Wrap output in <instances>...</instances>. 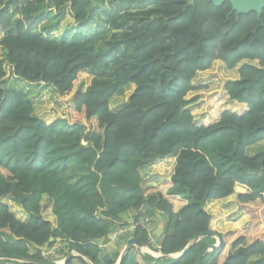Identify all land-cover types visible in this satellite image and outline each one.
I'll return each instance as SVG.
<instances>
[{
	"label": "trees",
	"instance_id": "obj_1",
	"mask_svg": "<svg viewBox=\"0 0 264 264\" xmlns=\"http://www.w3.org/2000/svg\"><path fill=\"white\" fill-rule=\"evenodd\" d=\"M148 3L109 15L123 33L116 55L102 59L99 37L79 39L92 0H0V257L47 264L37 263L47 260L41 250L55 248L63 259L71 254L64 264H117L130 237L147 245L143 221L158 213L165 258L132 245L119 264H196L216 238L199 264L206 254L209 264L264 260V151L247 154L264 141V9L236 19L229 1ZM66 8L74 31L47 37ZM216 60L239 65L238 77L210 103L212 121L197 123L202 110L188 95ZM9 72L51 86L65 98V118L36 114V100L5 86ZM126 88L124 105L112 110ZM69 166L75 183L60 178ZM229 197L224 205L242 214L225 221L228 208L207 205ZM123 213L136 225L102 251L98 241L128 225Z\"/></svg>",
	"mask_w": 264,
	"mask_h": 264
},
{
	"label": "rangeland",
	"instance_id": "obj_2",
	"mask_svg": "<svg viewBox=\"0 0 264 264\" xmlns=\"http://www.w3.org/2000/svg\"><path fill=\"white\" fill-rule=\"evenodd\" d=\"M153 4V3H152ZM150 4L148 0H92L91 8V21L88 22L85 28L79 30L80 40L92 37H99L97 51L98 55L104 59L107 55L114 57L116 55V41L123 30H115L112 28L110 23V14H115L116 16L122 17L127 11L133 12L137 9L147 8ZM151 6V5H150ZM115 16V17H116ZM118 18V19H119ZM74 22L68 11V8L65 9L63 15L57 18L54 26L51 28L49 33L46 34L47 37L59 40L63 35L74 31ZM1 52V51H0ZM254 65H257V61H248ZM238 66L233 69H227L222 61L216 60L213 62L212 66L207 69L200 71L196 74L193 79L194 91L188 95V99H192L194 104L192 107L202 110L201 118L197 120V123L206 124L212 121L214 111L210 110V103H213L217 100L221 94L222 88L227 81L234 80L238 77ZM86 76H79L75 88L81 87L82 83L85 82ZM5 86L17 88L29 95L32 100H36L37 107L35 109L36 114L38 115H47L50 119L54 117H64V105L65 98L58 96V94L53 90L51 86L43 84H31L20 78H15L10 72L7 76ZM129 94L128 88L121 90L117 95L113 97L110 101V108L112 110H117L124 105L125 100ZM219 108V104L216 106ZM264 151V141L258 142L247 148L248 155H254L258 152ZM77 173L74 170L73 166H69L68 170L63 173L60 178L64 181L70 183H75L77 178ZM233 211L231 213L230 206L226 205H215L214 211H223L224 207L228 208L226 211L225 221H230L232 216L238 218L240 215L238 213L239 208L234 205ZM129 214V213H128ZM130 215V214H129ZM122 218L124 221L130 219L126 213H123ZM150 233L157 234V231L160 229L159 224L161 221L159 218L153 219ZM219 220V219H218ZM153 227L155 231H153ZM164 224L162 223V231ZM158 235V234H157ZM162 234L160 233L161 236ZM154 238V237H153ZM102 251L109 252V249H103ZM113 250V249H112ZM210 256L206 254L202 261V264H209ZM3 264H18L14 261H6ZM248 264H264V260L257 256L249 261Z\"/></svg>",
	"mask_w": 264,
	"mask_h": 264
},
{
	"label": "water",
	"instance_id": "obj_3",
	"mask_svg": "<svg viewBox=\"0 0 264 264\" xmlns=\"http://www.w3.org/2000/svg\"><path fill=\"white\" fill-rule=\"evenodd\" d=\"M209 2H212L215 6H218L220 4H222L224 1H229L230 5H231V10L229 11L228 14H231L232 12H235V15H236V19L238 18V15L239 14H246L248 12H256L257 14V17L260 18V15L264 9V0H208ZM187 3L188 5H193V0H187ZM261 21V20H260ZM261 24H262V21H261ZM197 238H195L196 240ZM53 239H51L50 241H52ZM132 245H135L137 246L138 248H141L142 245L137 243L134 239V237H130L128 240H127V243H126V246L124 247L123 251H122V254L120 255L118 261H117V264H119L121 262V259H122V255L124 252H126L129 247H131ZM219 245V241L218 243H215L213 245H211L209 248L205 249L204 251H202L198 257H197V260H196V264H199L200 263V259H201V256L208 250H212L214 248H216L217 246ZM189 248V246L185 247L183 249V251L181 253H178V254H174V255H171L172 257H175V256H178V255H181L183 254L187 249ZM71 255V254H70ZM68 255L66 258H64L63 260V264L68 260L69 256ZM0 258L2 259H12V260H17L16 258H14L13 256H8V255H2ZM160 258L164 259L165 256H161L160 255ZM37 263H47V264H58L54 261H48V260H39L37 261Z\"/></svg>",
	"mask_w": 264,
	"mask_h": 264
},
{
	"label": "crops",
	"instance_id": "obj_4",
	"mask_svg": "<svg viewBox=\"0 0 264 264\" xmlns=\"http://www.w3.org/2000/svg\"><path fill=\"white\" fill-rule=\"evenodd\" d=\"M152 170H148L147 172H149L148 173V175L149 176H152L153 175V172H151ZM152 174V175H151ZM145 172H144V178L145 179H148L147 177H149ZM154 177L155 176H152V177H150L149 178V180H154L155 182H153V184H156V183H158V182H160V181H157V180H155L154 179ZM232 197H229V198H227V199H223V200H217V201H215V202H210L208 205H207V207L208 206H214V205H216V204H220V205H223V204H225L227 201H229V199L230 200H232L231 199ZM231 213H234V211H233V208H231ZM238 213H239V215H241L242 214V212L240 211V210H238ZM226 212L224 211L223 213H222V215H223V218L226 216ZM127 216L130 218V219H128L127 221H122V223L124 222H126V223H128V225H130L131 223H132V221H133V219L127 214ZM159 218V220L161 221V224H159V230L157 231V234L158 235H160V233L162 234V223L164 224V217L161 215V214H156L154 217H152L153 219H155V218ZM152 219V221H154ZM127 225V226H128ZM153 231H155V229H154V227H153ZM157 234H153V237L155 238V241H156V243L158 244L159 243V241H160V238L162 237V236H158ZM218 241H219V239L218 238H216V241H215V243H218ZM115 239L114 238H112L110 235L109 236H107V238L106 239H100L99 241H98V245L100 246V247H102L103 249H109V252L110 251H112V249H114V247H115ZM140 250H141V252H143V253H146V254H148V255H150V256H152V257H154V258H156V259H158V258H160V253H159V251L157 250V246L155 245V244H153V245H150V246H142L141 248H139ZM73 256H76V254H72ZM9 260H11L12 261V259H9ZM14 261H16V260H14ZM76 264H77V262H75Z\"/></svg>",
	"mask_w": 264,
	"mask_h": 264
},
{
	"label": "built area",
	"instance_id": "obj_5",
	"mask_svg": "<svg viewBox=\"0 0 264 264\" xmlns=\"http://www.w3.org/2000/svg\"><path fill=\"white\" fill-rule=\"evenodd\" d=\"M150 218L145 217L143 221V226L149 231V237H148V243L147 245H153L155 244L158 247V244L155 241V238L151 237V226L149 224ZM136 225L135 224H130V225H122L120 226L117 230H115L110 236L114 239L120 237L122 234L126 233L127 231H132L133 227ZM146 245V246H147ZM41 256L45 259L49 260H55L56 263H59L60 261H63L64 259L60 257L59 254L56 253L55 248H45L41 250Z\"/></svg>",
	"mask_w": 264,
	"mask_h": 264
},
{
	"label": "clouds",
	"instance_id": "obj_6",
	"mask_svg": "<svg viewBox=\"0 0 264 264\" xmlns=\"http://www.w3.org/2000/svg\"><path fill=\"white\" fill-rule=\"evenodd\" d=\"M59 264H63V261H60Z\"/></svg>",
	"mask_w": 264,
	"mask_h": 264
}]
</instances>
